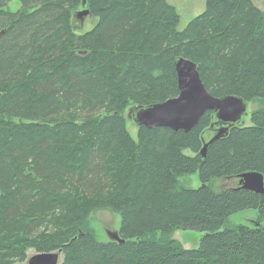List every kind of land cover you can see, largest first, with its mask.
<instances>
[{
    "label": "trees",
    "instance_id": "trees-1",
    "mask_svg": "<svg viewBox=\"0 0 264 264\" xmlns=\"http://www.w3.org/2000/svg\"><path fill=\"white\" fill-rule=\"evenodd\" d=\"M10 1L0 0V264L23 261L26 247L61 249L60 264H264V226L227 220L248 209L264 219V190L210 185L264 179V12L206 0L177 31L165 0H86L92 25L81 30V0H16L15 11ZM178 57L212 95L255 100L251 125L228 128L204 156L211 110L186 132L140 125L134 140L125 127L129 104L177 95ZM192 173L201 185L178 189ZM98 208L119 213L122 242L83 229ZM177 229L201 233L195 246L162 237Z\"/></svg>",
    "mask_w": 264,
    "mask_h": 264
},
{
    "label": "water",
    "instance_id": "water-1",
    "mask_svg": "<svg viewBox=\"0 0 264 264\" xmlns=\"http://www.w3.org/2000/svg\"><path fill=\"white\" fill-rule=\"evenodd\" d=\"M85 1L81 0L82 9L76 13L80 21L88 15ZM2 31H0L1 33ZM178 93L163 102L148 105H134L130 117L137 125L148 128L169 127L175 131H188L197 124L199 118L208 110L213 111L220 127L203 143L199 153L205 155L207 145L235 126L246 111V101L235 94L212 95L204 86L197 66L185 57L174 61ZM236 184L232 188H242L256 193L264 190L263 175L257 171H246L235 176ZM110 240L122 242L118 232L110 233ZM58 252H38L28 258V264H58Z\"/></svg>",
    "mask_w": 264,
    "mask_h": 264
},
{
    "label": "rangeland",
    "instance_id": "rangeland-1",
    "mask_svg": "<svg viewBox=\"0 0 264 264\" xmlns=\"http://www.w3.org/2000/svg\"><path fill=\"white\" fill-rule=\"evenodd\" d=\"M169 5L173 6V9L178 16V20L176 22L175 29L177 31L183 30L187 23L196 15L200 14L205 7L206 0H165ZM252 3L262 12H264V0H251ZM20 2L13 0L7 3L5 6L6 9L10 11H15L19 8ZM82 9V5L78 8L77 11ZM74 27L79 29L84 28L88 29L92 25V21L88 19V16L84 17L82 21L80 20H73ZM255 100H249L246 102V111L242 115L241 119L236 123L237 126H249L251 125V114L253 109L256 107L254 104ZM134 104H129L122 110V115L125 119V127L129 132L130 136L137 140V130L138 126L133 122L130 117V109L133 107ZM220 127L219 123L216 120L214 114H212L210 124L203 129L201 133V139L203 142L207 141ZM186 154H193L189 150H184ZM237 178L235 177H222L213 179L210 183L211 187L214 190H218L220 188L226 187H234L236 184ZM200 180L198 178L197 173L192 174H183L177 177V188H197L199 187ZM228 222L232 224H244L248 226H256L261 224L264 226V219L259 220L258 215L255 210H243L241 212L235 213L230 215L227 218ZM84 226L83 229L86 231L91 232L95 239L101 242H106L110 240V233L118 232V228L120 226V215L119 213L114 212L110 208H98L88 213L87 217L84 219L83 222ZM201 233L195 231H184V230H174L169 235L162 236L166 239H174L180 245L185 248L195 246L196 240L198 241ZM151 236V235H148ZM154 238H160L161 234L159 232H155L153 234ZM53 252L59 253V261L60 264L63 253L61 249L53 250ZM38 253L32 247L25 248V259L23 261H17L13 264H28V258L32 255Z\"/></svg>",
    "mask_w": 264,
    "mask_h": 264
},
{
    "label": "bare ground",
    "instance_id": "bare-ground-1",
    "mask_svg": "<svg viewBox=\"0 0 264 264\" xmlns=\"http://www.w3.org/2000/svg\"><path fill=\"white\" fill-rule=\"evenodd\" d=\"M190 130V129H189Z\"/></svg>",
    "mask_w": 264,
    "mask_h": 264
}]
</instances>
